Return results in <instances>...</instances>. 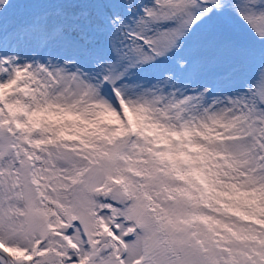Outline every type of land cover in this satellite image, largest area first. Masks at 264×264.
Here are the masks:
<instances>
[{
	"label": "snow or ice",
	"instance_id": "1",
	"mask_svg": "<svg viewBox=\"0 0 264 264\" xmlns=\"http://www.w3.org/2000/svg\"><path fill=\"white\" fill-rule=\"evenodd\" d=\"M0 264H264V0H0Z\"/></svg>",
	"mask_w": 264,
	"mask_h": 264
}]
</instances>
